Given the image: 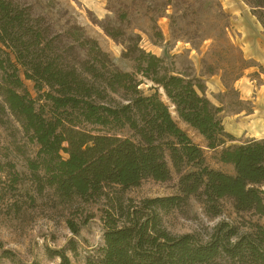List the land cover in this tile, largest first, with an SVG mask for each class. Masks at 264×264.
Instances as JSON below:
<instances>
[{
  "label": "trees",
  "instance_id": "1",
  "mask_svg": "<svg viewBox=\"0 0 264 264\" xmlns=\"http://www.w3.org/2000/svg\"><path fill=\"white\" fill-rule=\"evenodd\" d=\"M242 1L264 34V0ZM102 29L125 46L122 58L134 64L133 72L119 70L79 25L57 28L25 1L0 0V128L36 147L26 160L35 197L46 200L74 236L97 216L101 220V244L84 264H264V228L257 224L241 233L220 222L206 238L173 235L166 228L169 219L188 216L191 201L211 218L221 215L225 203L240 218L264 216V140L226 147L232 138L221 110L205 97L198 79L145 52L138 36ZM25 81L32 83L34 98ZM144 82L152 84L150 95L140 90ZM160 90L208 150L221 148L218 162L233 174L208 166L203 150L172 119ZM21 181L13 164L0 162L5 221L24 215L15 198ZM147 181L171 183L172 194L121 199ZM110 188L119 196L110 197ZM100 201L104 209L96 216ZM34 204L28 196V205ZM76 245L70 240L60 250L45 248L29 261L0 246V264H71L67 252L76 255Z\"/></svg>",
  "mask_w": 264,
  "mask_h": 264
},
{
  "label": "rangeland",
  "instance_id": "2",
  "mask_svg": "<svg viewBox=\"0 0 264 264\" xmlns=\"http://www.w3.org/2000/svg\"><path fill=\"white\" fill-rule=\"evenodd\" d=\"M21 1L33 5L36 13L46 15L57 28L65 22L82 27L123 72H133L134 64L122 58L125 46L107 37L102 27L120 30L125 37L138 36V45L145 52L162 58L174 72L198 79L203 84L205 97L220 108L224 131L232 138L226 147L264 140V34L242 0ZM121 15L126 19L119 22ZM24 84L34 98L32 83L25 81ZM151 88V83L144 82L140 90L147 96L153 92ZM159 94L178 127L203 150L208 166L233 174L231 166L218 162L221 148L208 150L204 139L178 119L162 90ZM35 152L34 145L20 136L13 140L0 128V162L13 164L22 178L17 186L20 197L15 198L22 203L24 212L18 222L5 221L0 216V246L16 251L29 261L40 257L45 248L60 250L74 240L76 255L67 252V256L71 264H84V258L101 244L104 227L97 214L104 209V201L93 209L97 217L74 236L63 219L49 210L46 200L36 198L32 191L26 160ZM171 185L147 181L120 197L126 203L164 197L172 194ZM106 192L110 197L119 196L115 188ZM28 196L35 198L32 207L28 205ZM220 222L237 226L241 233L253 231L256 224L264 228V216L240 218L225 203L221 215L211 218L195 201H191L186 218H171L166 228L173 235L195 233L206 238ZM219 264L230 262L225 260Z\"/></svg>",
  "mask_w": 264,
  "mask_h": 264
}]
</instances>
